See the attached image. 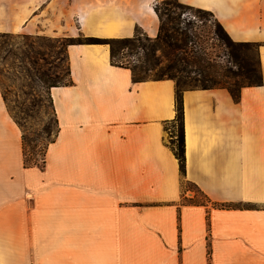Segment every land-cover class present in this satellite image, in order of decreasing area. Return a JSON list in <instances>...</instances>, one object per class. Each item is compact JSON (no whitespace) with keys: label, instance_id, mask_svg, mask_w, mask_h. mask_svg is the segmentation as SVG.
<instances>
[{"label":"crops","instance_id":"0c3cea01","mask_svg":"<svg viewBox=\"0 0 264 264\" xmlns=\"http://www.w3.org/2000/svg\"><path fill=\"white\" fill-rule=\"evenodd\" d=\"M163 1L0 0V26L154 38ZM175 1L255 45L261 85L237 100L222 88L183 92L181 175L167 124L174 83L133 84L107 45L68 46L71 84L49 91L58 133L42 170L23 168L0 96V264H264V0Z\"/></svg>","mask_w":264,"mask_h":264},{"label":"trees","instance_id":"16d2710c","mask_svg":"<svg viewBox=\"0 0 264 264\" xmlns=\"http://www.w3.org/2000/svg\"><path fill=\"white\" fill-rule=\"evenodd\" d=\"M168 5H173L176 8L192 9L175 0L163 1L156 5L154 11L159 20V27L157 35L154 38H149L139 29H136L134 35L129 38L100 39L79 35L76 38H64L62 40H65L64 53L66 65V48L68 46L107 45L109 48L110 65L128 69L131 73V82L133 84L149 80H170L174 83L175 117L172 121L167 123L171 127L169 132V146L178 161L181 175H184L183 92L197 89L209 90L222 88L227 90L232 99L237 100L242 88L260 86L262 81L255 45L233 42L221 25L216 21L215 27L220 34L219 40L227 51L228 59H230L235 66L234 71L228 68H224L222 71L221 69L223 68L219 65L218 56L215 57L208 53H200L198 49H196L199 47L198 43H196L197 35L193 32L188 33V29L192 28L189 22L183 23L184 28H180L182 21L179 20V17L172 16L166 9L165 12H162L161 6ZM163 16H165L166 19H163ZM168 24H171V32L167 29ZM156 52H160L165 58L163 67H157L160 62L156 57ZM252 53H254L255 60L253 59ZM43 82L45 83L46 81L43 79ZM70 84L71 80L67 65L62 83L51 82L47 85L48 101L52 109V117L56 128L53 133V139L48 141L47 147L54 142L58 133L56 115L49 90L54 87L69 86ZM12 120L20 129L21 125L16 119L12 118ZM47 131L49 132V130ZM21 145L23 168H38L42 170L45 166L47 147L41 159V163L38 164L26 160V144L23 136H21ZM244 207L248 209L251 208L250 206Z\"/></svg>","mask_w":264,"mask_h":264},{"label":"rangeland","instance_id":"374dc122","mask_svg":"<svg viewBox=\"0 0 264 264\" xmlns=\"http://www.w3.org/2000/svg\"><path fill=\"white\" fill-rule=\"evenodd\" d=\"M165 9L172 16L179 17L182 21L180 28H184L183 23L189 22L192 28L188 29V33L197 35L196 43L199 47L196 49L200 53L218 56L222 71L224 68L235 70L219 40L216 21L211 14L196 9L176 8L173 5L161 6L162 12ZM163 19L166 17L163 16ZM167 29L171 32V24L167 25ZM1 30L0 26V96L1 99L3 97V107L9 117L8 123L15 125L12 120L14 118L21 125L20 129L15 125L19 131L15 133L20 140L21 136L25 139L26 160L40 164L48 141L53 139L56 129L48 101L47 85L51 82L62 83L67 69L65 40L12 34ZM74 33L72 38L81 35L76 31ZM252 55L255 60L254 53ZM156 57L160 62L157 67H163V55L156 52ZM13 137L15 134L8 135V145L12 144Z\"/></svg>","mask_w":264,"mask_h":264}]
</instances>
